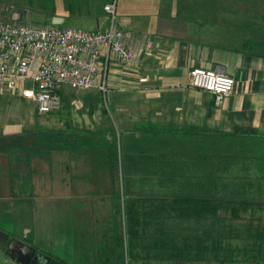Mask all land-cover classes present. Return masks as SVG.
<instances>
[{
  "label": "rangeland",
  "instance_id": "374dc122",
  "mask_svg": "<svg viewBox=\"0 0 264 264\" xmlns=\"http://www.w3.org/2000/svg\"><path fill=\"white\" fill-rule=\"evenodd\" d=\"M49 1L0 0V11L7 10L13 20L19 19L25 24L95 31L84 18L68 19L66 14L54 13ZM247 9L250 23L259 27L256 31L264 33V18L261 20L264 0H248ZM104 15L108 23V16L100 13L101 17ZM62 89L68 97L66 106L48 114L34 112L32 105L23 103L24 99L8 94L13 106L14 103L23 105L24 123L20 127L23 140L32 139L34 131L43 129L41 125L49 127L57 142L45 153L47 157L56 153L66 163L47 169L45 174L44 169L36 168L32 182L15 183L13 172V190L0 191V198L9 199L8 203L0 202V229L10 237L7 246L0 249L1 263L18 264L10 259L8 252L21 241L65 264H105L103 258L110 250L109 242L113 241L110 236L113 223L120 222L125 237L123 227L128 228L134 217L137 228L131 240L125 241L122 237L120 249L124 255L119 264H264L263 141L251 138L209 141L200 137L198 142L184 143L195 149L199 147L193 154L187 151L190 148H184V155L189 154L188 163L192 160L197 167L182 168L184 160L180 157L168 162L165 158L159 159V168L164 166V160L168 163L159 182L154 175L146 178L144 169L129 161L136 152L130 153L123 136L119 135L109 93L105 95L96 87ZM73 100H79L81 105L76 106ZM89 105L96 110L82 116L81 112ZM102 107L105 125L110 128L102 131L100 137L115 140L117 146V164L113 168L106 164L107 159L99 150L89 147L88 138H84L96 132L97 109ZM73 109L78 110L74 120ZM17 113L22 111L9 109L6 115L20 117ZM88 121L89 133L82 125ZM5 143L0 142V147ZM30 145L27 143L30 149L38 146L34 142ZM26 169L22 165L16 173L19 175V170L23 173ZM182 172L185 177L181 182ZM207 196L213 204L209 212L204 213L207 208L200 202L196 208L204 210L201 212L198 209L194 212L191 205L182 207L184 201L191 203L195 198L197 203L198 198ZM227 200L252 202L233 214L230 208L219 206ZM215 205L219 206L216 213L213 212ZM116 207L120 208L119 212L111 213ZM203 213L206 216H201ZM134 254L136 262L132 261ZM175 254L180 255L176 263L171 258Z\"/></svg>",
  "mask_w": 264,
  "mask_h": 264
},
{
  "label": "crops",
  "instance_id": "0c3cea01",
  "mask_svg": "<svg viewBox=\"0 0 264 264\" xmlns=\"http://www.w3.org/2000/svg\"><path fill=\"white\" fill-rule=\"evenodd\" d=\"M109 2L50 0L49 7L54 13L66 14L68 19L84 18L93 30L102 31L107 20L100 13L106 14L103 6ZM247 6L248 0H116V24L124 29L123 41L132 48L134 57L127 64L110 56L106 93L126 149L136 152L129 161L145 173L159 171L162 158L168 161L180 157L184 160L182 168L197 167L192 160L188 163L189 154L184 155V148H190L187 151L193 154L199 147L184 143L198 142L200 137L209 141L251 138L264 142V33L250 23ZM193 66L231 76V93L216 105L210 93L189 83ZM65 93L62 89L60 109L66 106ZM9 101L8 95H0V142H6L0 147V191L6 192L13 190V172L15 183L32 182L36 168L44 169L45 174L47 169L66 163L56 153L48 157L45 153L57 142L49 127L41 125L43 129L34 131L32 139L23 140V105L13 106ZM73 101L81 105L79 100ZM9 109L22 113H17L20 117H8ZM93 110L94 106L89 105L81 115ZM97 110L96 132L84 138H88L89 147L103 154L109 138L100 136L110 127L105 125L104 107ZM72 111L74 120L78 110ZM88 124L89 121L82 124L87 133L91 132ZM32 142L38 146L30 149L27 143ZM22 165L27 169L23 173L19 170L18 175L16 170ZM183 176L182 172L181 182ZM8 200L0 198V202Z\"/></svg>",
  "mask_w": 264,
  "mask_h": 264
},
{
  "label": "built area",
  "instance_id": "2783aa9c",
  "mask_svg": "<svg viewBox=\"0 0 264 264\" xmlns=\"http://www.w3.org/2000/svg\"><path fill=\"white\" fill-rule=\"evenodd\" d=\"M108 23L102 31L26 23L0 11V95H14L39 114L62 106V88H98L106 95L105 76L111 55L127 64L134 57L116 24V0L103 6ZM234 79L202 66L189 71L193 88L206 91L218 105L231 93Z\"/></svg>",
  "mask_w": 264,
  "mask_h": 264
},
{
  "label": "trees",
  "instance_id": "16d2710c",
  "mask_svg": "<svg viewBox=\"0 0 264 264\" xmlns=\"http://www.w3.org/2000/svg\"><path fill=\"white\" fill-rule=\"evenodd\" d=\"M47 133H48L47 131L44 132L45 135H47ZM49 134H50V132H49ZM72 148H74V147H72ZM116 148H117V146L115 144V140L112 141L110 139H107L105 141V143H104V149H105V151L103 152L102 157L104 159H107L106 160V164L108 163L110 168L116 167V164H117V157H116L117 149ZM165 161L166 160H164L162 162L163 165H164V163H165V165L163 167L159 168V171L157 169H155L154 173H151V174H147L144 171L142 173H145V175H147L146 178H148V177H152L153 178V175H154V177L157 178L159 180V182H160V180L162 178V175H163V171H164L163 168L165 166L167 167V164H168L167 163L168 161L167 162H165ZM202 169H203V167L200 168V170H202ZM111 181H112V183L114 182L112 176H111ZM25 182H28V181H25ZM111 189L113 190V187ZM123 195H124V191L122 190L121 197L119 196V199L120 200L118 199V197H116V199H118L119 201H121V203L123 202V198H122ZM198 199L199 200H198L197 203H195L197 201V199H195V198H194V200L191 201V203L189 201H184L182 207H184V204H185V206H190L191 205L193 207L192 208L190 207V209H192L194 212H197L198 210H199V212H201V211H204V210L196 208V207H200L199 206V202H200V205H205L206 208H207V210L204 213L209 212L212 209V205L213 204H211V201H210L211 199L208 198V196L207 197L198 198ZM231 202L232 201L227 200V203H225L223 205H221V203H219V202L218 203H219V206H226L227 208H230V210L233 212V214H236L241 209V207H243L245 209V207H247L246 205H249V203H251L252 201H250V200H247V201H239V202L233 201L232 202L233 204ZM176 205L177 206H180V204H176ZM219 206L218 205H215L213 212L216 213V209ZM190 209L189 208L188 209L185 208L186 211L187 210H190ZM119 210H120V208H117L116 207V209L114 211H112L111 213L114 212V213L117 214L119 212ZM204 213L201 216H206ZM136 222H137V220H135L134 217H133V220H131V224L128 225V228L123 227L124 228L123 230L125 232V235H124L125 237H123L122 236V229H121L122 227H121V224H120V222H117V220H115V223H113L114 226L111 228V233L112 234L110 235V236H112V238L111 237L110 238L113 239L114 242L112 240L109 242V245L111 246L110 247V250L107 253V255L103 258V262L105 264H119L120 263V261L122 260L123 255H124L123 251H121V249H120L121 248L122 237H123V239L125 238V241L128 240V239L129 240L132 239V236L131 235H133L132 233L134 232V229L137 228V223ZM9 239H10V237H9ZM259 247H260V245H259ZM244 250H245V248H244ZM4 253L7 254V252H4ZM132 254L133 253H131V255ZM127 256H128V251H127ZM171 258L173 260H175L174 262L176 263L177 259L180 258V255L175 254ZM135 259L136 258H135V254H134L132 261L136 262ZM0 264H4V263H1L0 262Z\"/></svg>",
  "mask_w": 264,
  "mask_h": 264
},
{
  "label": "water",
  "instance_id": "95a60500",
  "mask_svg": "<svg viewBox=\"0 0 264 264\" xmlns=\"http://www.w3.org/2000/svg\"><path fill=\"white\" fill-rule=\"evenodd\" d=\"M7 240H9V234L0 229V249L7 246ZM8 255L12 261L18 264H65L48 253L39 252L33 246L21 241H17Z\"/></svg>",
  "mask_w": 264,
  "mask_h": 264
}]
</instances>
